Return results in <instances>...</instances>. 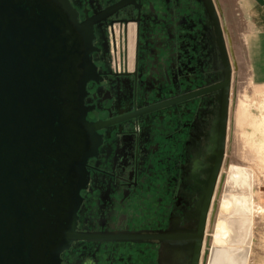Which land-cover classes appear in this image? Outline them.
Listing matches in <instances>:
<instances>
[{"label":"flooded vegetation","instance_id":"1","mask_svg":"<svg viewBox=\"0 0 264 264\" xmlns=\"http://www.w3.org/2000/svg\"><path fill=\"white\" fill-rule=\"evenodd\" d=\"M18 1L33 7L34 34L39 1ZM66 2L72 14L51 4L69 106L63 158L83 157V169L69 166L64 181L53 172L61 198L39 205L53 206V264H202L240 68L217 0ZM25 102L36 130L43 120Z\"/></svg>","mask_w":264,"mask_h":264},{"label":"water","instance_id":"2","mask_svg":"<svg viewBox=\"0 0 264 264\" xmlns=\"http://www.w3.org/2000/svg\"><path fill=\"white\" fill-rule=\"evenodd\" d=\"M38 1L40 14L31 24L35 31L32 34L26 22L33 15L30 3L0 0V264H53V206L49 212L39 210V205L49 201L53 204V197L57 201L61 198L53 190V172L64 181L70 167L75 173L83 169V157L74 162V155L68 163L63 158L67 152L64 124L69 106L63 89L64 65L53 56L51 4L63 2L65 10L72 12L66 0H50L51 4ZM16 65L19 69L14 72ZM16 92L20 95H10ZM25 101L43 120L36 130L29 128ZM80 121L83 123L82 117ZM46 127L55 128L56 133L47 135ZM29 133H35L36 144ZM46 153L52 154V164ZM33 193L40 195L36 196L40 202L27 201ZM26 202L34 214L27 213ZM39 212L41 225L34 223ZM35 236H44L43 244L36 245Z\"/></svg>","mask_w":264,"mask_h":264},{"label":"rangeland","instance_id":"3","mask_svg":"<svg viewBox=\"0 0 264 264\" xmlns=\"http://www.w3.org/2000/svg\"><path fill=\"white\" fill-rule=\"evenodd\" d=\"M219 4L227 20L228 32L231 31L240 39L239 42L235 36L237 41H234L235 38L231 40L233 50L236 49L240 68H238L236 106L233 110L232 140L227 153L231 163L252 170V182L247 185L248 188L246 187L252 193L250 194L251 213L247 237L239 243L235 241L246 217L243 214L246 197L225 194L221 191L217 201L215 220L212 224L210 242L225 245L234 240L236 243L234 248L237 247L238 251L233 250L230 253L232 258L227 259L226 257L225 260L230 264H236L235 262L237 264H264V82L260 81L256 75L249 77L247 44L249 38L250 46L252 33H249L250 18L242 5L245 4L244 0H219ZM231 33L229 32V35ZM36 196L40 195L33 193L27 201L40 202ZM229 197L232 199L228 201ZM26 204L27 213L34 214L32 213L34 209L29 208L28 202ZM226 204L229 205L228 214L223 210ZM241 260L245 263H241Z\"/></svg>","mask_w":264,"mask_h":264},{"label":"bare ground","instance_id":"4","mask_svg":"<svg viewBox=\"0 0 264 264\" xmlns=\"http://www.w3.org/2000/svg\"><path fill=\"white\" fill-rule=\"evenodd\" d=\"M217 3H218L217 4L218 5V9L220 10V13H221V16H222V19H223V20L222 19L221 20L223 21L224 28H225L226 33H227V29H228V27L226 26L227 20H226V18L223 15V12H222L221 6H220L221 3L219 4V0H217ZM229 27H230V25H229ZM235 36L236 35L233 34V37H232V35L230 34V37H231L230 38L227 35V37L229 39V44H231V48H232V41L231 40L234 39ZM236 37L238 38V36H236ZM237 40L240 42L239 38ZM237 40L235 38L234 41L236 42ZM233 52H234V50H233ZM235 106H236V102H235ZM233 109H234V105H233ZM232 132H233V123L231 124V129H230L229 147L231 145ZM229 157L230 156H228V158L226 160L225 171L221 175L222 177H221L220 184H219L218 191H217V197H216V200H215V202H216V211H217V201H218V197H219L221 191H223V193H225V194H230V195L233 194V195H240V196L244 195L246 197V207L243 210V214H245L246 217H245V219L243 221L242 227L239 230V234H238L237 238L235 239V241L237 243H239L244 238H246L247 234L249 233L248 228L250 227L249 223H250V213H251V206H250L251 205L250 204L251 198H250V194L252 193V191L246 189V187H247V185L249 183L251 184V182H252V170L250 168H248V167L240 166V165L231 163ZM230 199H232V198L229 197L228 201ZM223 210H224V212L226 214H228V211H230L229 210V205L226 204L225 207H223ZM215 214H216V212H215ZM214 220H215V216L212 219V221L210 220V222H209L210 226H209L207 235L205 237V239H206V241L204 242L205 246H203V248H204L203 249V257L201 259L202 260V264H230V262H227V260H225V259H226V257H227V259H230V257H231L230 253H232L233 250H237L238 251V248L237 247L234 248V246L236 245L234 240L232 242L228 243V244H225V245H218V244L210 242V234L212 233V230H213L212 229V226H213L212 224H213ZM242 220H243V218H242ZM218 242H219V238H218ZM248 261H249V259H248ZM243 262L244 261L241 260V263H243ZM235 263L237 264V262H235Z\"/></svg>","mask_w":264,"mask_h":264},{"label":"crops","instance_id":"5","mask_svg":"<svg viewBox=\"0 0 264 264\" xmlns=\"http://www.w3.org/2000/svg\"><path fill=\"white\" fill-rule=\"evenodd\" d=\"M244 3L243 9L250 18L249 33H252L250 46L249 38L247 44L249 77L256 75L264 82V0H244Z\"/></svg>","mask_w":264,"mask_h":264}]
</instances>
